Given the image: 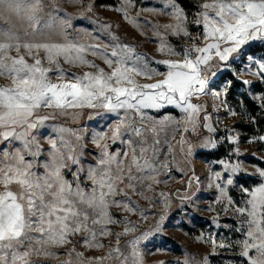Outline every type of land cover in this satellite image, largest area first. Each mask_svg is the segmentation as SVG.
I'll return each mask as SVG.
<instances>
[{"label": "snow or ice", "instance_id": "snow-or-ice-1", "mask_svg": "<svg viewBox=\"0 0 264 264\" xmlns=\"http://www.w3.org/2000/svg\"><path fill=\"white\" fill-rule=\"evenodd\" d=\"M75 2L83 5L76 19L88 20L91 30L76 28L73 17L51 0H0V78L6 81L0 83V264H144L142 245L164 234L167 215L161 212L149 222L152 214L138 200L170 206V194L155 193L156 185L166 183L161 176L183 173L178 157L186 162L195 147L218 144L214 137L200 145L189 139L202 135L201 129L217 132L200 102L210 77L235 61L234 54L264 44V0H195L191 18L181 0H161L159 7L140 9L135 16L129 13L135 0H121L114 10L133 26L143 21L151 28L149 39L165 57L160 59L139 51L107 20L90 15L94 3ZM141 11L169 20L154 23ZM170 37L190 43L177 50ZM248 61L242 71L264 82V57ZM254 99L264 109V93ZM85 112L90 120L104 119V129L89 134L57 123L61 117L76 121ZM46 129L47 147L41 143ZM225 139L234 145L230 157L244 155L237 136L220 138ZM257 139L264 142L260 136L249 143ZM216 163L222 171L210 170L207 186L218 190L216 203L226 201L223 211H231L237 224L221 225L218 216L212 223L242 238L201 237L211 252L199 260L185 253L174 264H210L218 249L234 247L239 264H264V168L254 165V172L246 173L239 159ZM242 172L259 181L240 185L237 203L229 188ZM193 182H201L194 171L185 184L191 188ZM193 198L186 193L180 199ZM133 215L137 219H130ZM88 250L103 254L86 255Z\"/></svg>", "mask_w": 264, "mask_h": 264}, {"label": "rangeland", "instance_id": "rangeland-1", "mask_svg": "<svg viewBox=\"0 0 264 264\" xmlns=\"http://www.w3.org/2000/svg\"><path fill=\"white\" fill-rule=\"evenodd\" d=\"M181 2L191 18V14L196 11L193 6L195 0H181ZM51 3L71 15L76 28L91 30L94 27L88 20L76 19L83 11V5L75 2V0H51ZM88 3H94V13L90 15L107 20L122 38L137 44L139 51L148 52L150 55L156 56L157 59L165 58L156 52L157 43L155 40L149 39L153 36L151 28L147 27L143 21L140 22L139 27L133 26L123 18L121 13L114 10V7L121 6V0H84V4ZM160 4L161 0H135V9L129 6V13L131 16H135L140 9L159 7ZM140 15L154 23H165L169 20L168 16H158L148 11H141ZM117 25H119L118 28H116ZM190 30L193 35H196L199 31L195 26ZM170 42L177 47V50L180 49L181 45L190 43V41L180 37H170ZM234 55L235 61H230L227 66H221L216 75L210 77V89L200 100L205 105L207 112L211 114L212 126L217 129V132L209 133L207 129H201L202 135L189 137L194 145H200L206 137H214L218 141L217 147L215 149L195 147L186 162H184L183 156L178 157L181 161L180 167L184 169L183 173L173 171L170 176H161V179L165 180L166 183L156 185L155 193L163 191L170 194V206L167 209L162 204L154 203L151 199L140 198L138 200L140 206L152 214L149 222H151L153 216L159 215L161 212H166L167 215L164 234L158 236L152 242H146L145 245H142L144 264H160V262L174 264L177 260L182 261L185 253H190L199 260L201 256L211 252V244L204 242V239L210 235H214L218 241L222 238H227L229 242L242 238L240 234L223 227L217 228L212 223L213 218L218 216L221 225L229 224L235 227L237 218L233 217L231 211L225 215L223 208L227 202L216 203V197L219 195L218 190L207 186L209 171H222V165L216 163L221 159H231L233 162L239 159L242 161L246 173L254 172V165L264 168V160L259 159L264 157V142L257 139L255 142L249 143L254 137L264 136V130L260 131L253 126H249L248 129L243 128L244 124H254V118L250 115L245 98L254 103L258 114L264 112V109L259 107V102L254 99L255 96L264 93V82L253 75L252 71H242L249 63V56L255 59L264 57V44L255 42L239 54ZM65 67L68 66L65 65ZM71 70L79 71L80 69L72 68ZM161 70H164L163 67ZM243 80H251L252 84H244ZM0 83H6V81L0 78ZM217 92L220 93L218 97L214 95ZM230 110L236 114H229ZM57 123H63L67 127L82 132L87 131L89 134L93 131H100L105 127L104 119L97 117L90 120L87 112L76 121L69 117H61ZM49 133L50 129L42 130L41 133V143L45 147H47L46 137ZM229 135L238 137V146L244 155L238 158L229 156L234 145L227 139L220 140L221 137L226 138ZM178 138L179 134L177 135ZM89 147H91L90 143ZM192 171L201 177V182L199 185L193 182L191 188H188L185 181ZM246 173H240L236 185L229 188V194L237 203L241 199L239 186L248 187L259 181V177L247 175ZM186 193H194L193 202L181 201V196ZM147 196L152 197L153 192H148ZM133 199L137 198L133 197ZM116 212L119 214L118 209ZM130 219L135 220L137 217L133 215L130 216ZM114 229L120 230L119 226H114ZM201 237L204 239H201ZM105 242L115 243L114 240L110 239H106ZM79 250L84 251L83 248ZM217 251L219 252L218 255L209 256L210 264H224L227 259H232L236 261V264H239L240 258L237 255L239 248L234 247L229 251L218 249ZM85 254L101 255L103 253L100 250H88ZM60 259H65V257L61 255ZM52 264H56V262L53 260ZM109 264H115V262L111 261Z\"/></svg>", "mask_w": 264, "mask_h": 264}, {"label": "trees", "instance_id": "trees-1", "mask_svg": "<svg viewBox=\"0 0 264 264\" xmlns=\"http://www.w3.org/2000/svg\"><path fill=\"white\" fill-rule=\"evenodd\" d=\"M245 102L248 103H246V105L250 111V115L254 118V124H244L243 128L248 129L249 126H253L260 131L264 130V112L258 114L256 106H254V103L250 99L245 98Z\"/></svg>", "mask_w": 264, "mask_h": 264}]
</instances>
